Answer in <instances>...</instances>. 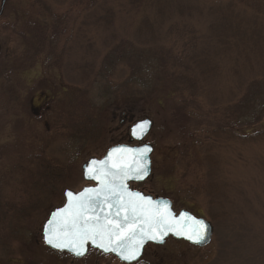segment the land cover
<instances>
[{"label": "rangeland", "instance_id": "1", "mask_svg": "<svg viewBox=\"0 0 264 264\" xmlns=\"http://www.w3.org/2000/svg\"><path fill=\"white\" fill-rule=\"evenodd\" d=\"M0 13V264H122L51 257L42 229L66 189L90 185L84 164L145 119L153 174L132 188L214 234L150 245L137 264H264V0H0Z\"/></svg>", "mask_w": 264, "mask_h": 264}, {"label": "snow or ice", "instance_id": "2", "mask_svg": "<svg viewBox=\"0 0 264 264\" xmlns=\"http://www.w3.org/2000/svg\"><path fill=\"white\" fill-rule=\"evenodd\" d=\"M148 127L149 121H142L132 129V135L140 139ZM151 151L148 146L120 147L102 161H90L85 176L99 186L65 193L66 205L55 210L43 226L44 242L74 257L85 256L91 245L116 254L126 264L139 261L147 242L163 243L169 233L203 243L208 226L202 220L187 213L177 216L167 202L153 201L129 189L128 180L149 175Z\"/></svg>", "mask_w": 264, "mask_h": 264}, {"label": "water", "instance_id": "3", "mask_svg": "<svg viewBox=\"0 0 264 264\" xmlns=\"http://www.w3.org/2000/svg\"><path fill=\"white\" fill-rule=\"evenodd\" d=\"M149 121V127H148V129H147V132L143 135V137L142 138H140V139H138L137 137H135V136H133L132 135V129L138 124V123H140V122H142V121ZM145 120H142V121H139V122H137L133 127H132V129H131V141L132 142H142L147 136H148V134L150 133V131H151V129H152V122L149 120V119H145ZM145 146H148V147H150L151 149H152V151L151 152H149L148 153V160H149V169H150V171H149V175L145 178V179H143V180H128L127 181V184H128V187H129V189L131 190V191H133V192H138V191H135V190H133L132 188H131V184L132 183H144V182H146L151 176H152V160H151V157H152V155H153V152H154V148H153V146H151V145H149V144H143V145H140V146H138V145H136V146H130V145H118V146H115V147H112L111 149H109L108 150V152L106 153V155H105V157H103L102 159H90L84 166H83V177H84V179H85V181H87V182H89V183H93L94 185L93 186H88V187H85V188H94V187H98L99 186V184H98V182L97 181H95V180H90V179H87L86 178V176H85V171H86V167L89 165V163H90V161H92V160H96V161H102V160H104L106 157H107V155H108V153L112 150V149H115V148H120V147H127V148H133V149H142V148H144ZM85 188H83V189H85ZM82 189V190H83ZM81 190V191H82ZM67 191H70V190H67ZM66 191V192H67ZM81 191H79V192H81ZM65 192V193H66ZM73 192V191H72ZM79 192H73V193H79ZM139 193H141V194H143L144 196H148V197H151L152 199H153V201H161V202H167L168 204H169V206L171 207V210L177 215V216H179L181 213H187L189 216H191V217H193L194 219H196V220H202L208 227H207V233H206V238H205V240H204V242L203 243H200V244H196V243H193V242H191V241H189V240H187V239H185V238H183V237H178V236H175V235H173V234H171V233H169V235L168 236H166L165 238H164V242L163 243H156V242H153V241H149V242H147L145 245H144V247H143V250H142V254H143V252H144V249L146 248V246H148L149 244H155V245H163L164 243H165V241L168 239V238H170V237H172V238H174V239H176V240H182V241H185V242H187V243H189V244H191V245H193V246H197V247H200V248H202V247H206V246H208L209 244H210V242H211V240H212V237H213V232H214V228H213V225L209 222V221H207V220H205V219H202V218H198V217H196L194 214H192L191 212H188V211H181L179 214H177L176 212H175V210L173 209V203H172V201H170L169 199H164V198H154L153 196H151V195H145L144 193H142V192H139ZM65 199H66V196H65ZM66 203H67V200H66ZM66 203H65V205H66ZM64 205V206H65ZM63 206V207H64ZM62 208V207H61ZM59 209V208H58ZM57 210V209H56ZM55 211V210H54ZM53 211V212H54ZM52 212V213H53ZM51 213V214H52ZM51 216V215H50ZM50 218V217H49ZM47 245V244H46ZM48 246V245H47ZM49 247V246H48ZM50 248V247H49ZM94 248V247H93ZM52 249V248H51ZM97 249V248H96ZM54 250V249H53ZM100 250V249H99ZM105 254H111V255H114L115 257H117L120 261H122L116 254H114V253H105ZM142 256V255H141ZM78 258H81V257H78ZM141 258V257H140ZM139 258V259H140ZM123 263H126V262H124V261H122ZM136 261H133L132 263H135Z\"/></svg>", "mask_w": 264, "mask_h": 264}, {"label": "flooded vegetation", "instance_id": "4", "mask_svg": "<svg viewBox=\"0 0 264 264\" xmlns=\"http://www.w3.org/2000/svg\"><path fill=\"white\" fill-rule=\"evenodd\" d=\"M4 2H3V4H2V7H4ZM95 159H98V158H95ZM102 159V158H101ZM90 185L89 186H93L94 184L93 183H89ZM67 190H70V189H66L65 191H64V199H65V192L67 191ZM74 192H76V191H74ZM143 193V192H142ZM145 194V193H144ZM147 195V194H146ZM152 196V195H151ZM154 197V196H153ZM42 203V202H41ZM66 203V199H65V201H64V203H63V205L62 206H64V204ZM43 204V203H42ZM62 206H60V207H57V208H55V209H53V211L54 210H56V209H58V208H61ZM52 213V212H51ZM48 220V219H47ZM45 224V223H44ZM44 224H43V226H44ZM168 240V239H167ZM167 240L165 241V243L167 242ZM42 241H43V245L46 247V249H47V251L46 252H48L49 254H50V256L51 257H55V256H62V255H66V256H69V257H71V258H74V259H78V260H81V259H84V258H86L88 255H89V253H90V251H95V252H97V253H99V254H104V255H106V256H113V257H115L114 255H111V254H105V253H103L101 250H99V249H96V248H93L91 245H89L88 246V252H87V254L85 255V256H83V257H81V258H78V257H74V256H72L71 254H69V253H60V252H57L56 250H53V249H51V248H49L47 245H46V243L44 242V237H43V229H42ZM165 243L163 244V245H165ZM150 245H153V246H163V245H155V244H149L148 246H150ZM148 246H146V248L144 249V252H143V254H142V256H141V258L139 259V261L138 262H135V263H132V264H137V263H139L141 260H142V258L144 257V253H145V251H146V249H147V247ZM32 255L33 256H36L37 254L35 253V252H33L32 253ZM120 263H122V264H126V263H123L122 261H120L117 257H115ZM42 262H43V260L41 261V260H37V262H36V260H35V263L36 264H42Z\"/></svg>", "mask_w": 264, "mask_h": 264}, {"label": "trees", "instance_id": "5", "mask_svg": "<svg viewBox=\"0 0 264 264\" xmlns=\"http://www.w3.org/2000/svg\"><path fill=\"white\" fill-rule=\"evenodd\" d=\"M182 11V12H181ZM181 13H185V11H184V7H181ZM146 25L144 26L145 27V29H147V30H149V29H151L152 27H153V24H151V23H145ZM123 46H125V45H122V47ZM178 48H180V51H182L183 50V46L182 45H180V47H178ZM184 51V50H183ZM197 55V54H196ZM194 58L196 59V61H197V64H198V67L200 68V65H201V63H203L202 61H201V59H200V56L199 57H196L195 55H194ZM193 61V60H192ZM172 76H174V75H172ZM175 77V76H174ZM165 89H166V92L169 90V88L168 87H165ZM88 131V132H87ZM92 130L90 129V130H88V129H86L85 128V133L87 134V133H89V132H91ZM59 173H60V177H62L63 175V173L64 172H62L61 170L59 171ZM68 177V175L67 176H65V177H63L64 179H66ZM64 179L62 180V182H61V186L63 185V187H64V185H66V183H67V181H64ZM210 186H211V188H210V190H209V194H210V196H211V200L213 201V198L217 195V194H214L216 191H218L217 190V188L216 187H213V184H210ZM214 194V195H211V194ZM215 199V198H214Z\"/></svg>", "mask_w": 264, "mask_h": 264}]
</instances>
